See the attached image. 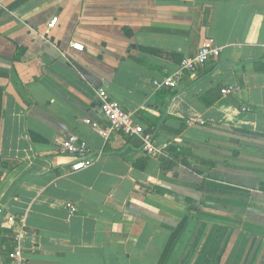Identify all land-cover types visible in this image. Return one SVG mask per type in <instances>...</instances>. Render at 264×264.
Here are the masks:
<instances>
[{"label":"crops","instance_id":"1","mask_svg":"<svg viewBox=\"0 0 264 264\" xmlns=\"http://www.w3.org/2000/svg\"><path fill=\"white\" fill-rule=\"evenodd\" d=\"M205 38L218 57L157 89ZM99 88L159 153L84 123L104 125ZM71 133L100 154L79 172ZM18 245L27 264H264V0H0V264Z\"/></svg>","mask_w":264,"mask_h":264},{"label":"built area","instance_id":"2","mask_svg":"<svg viewBox=\"0 0 264 264\" xmlns=\"http://www.w3.org/2000/svg\"><path fill=\"white\" fill-rule=\"evenodd\" d=\"M57 18H54L49 24L53 27ZM70 47L77 51H82L83 47L78 44H70ZM219 55V48L214 46L212 39L205 38L197 52L193 57L183 58L178 63V71L169 77L163 78L160 82H155L157 89L171 90L176 87L181 79L182 72L193 73L205 67L209 62L215 60ZM230 89H222L221 93L227 95ZM96 100L99 105V111L103 117L104 125L100 126L91 123L89 120H83L84 123L90 125L92 129L102 138L107 139L109 136L118 134L124 137H137L140 139L142 149L146 155H155L160 152V148L154 145L149 134L144 129L133 122L132 116L122 110L120 105L110 99L103 88L96 91ZM203 125L202 121L194 122V120H186V124ZM61 152L71 158L69 169L71 172L82 171L91 166L94 160L100 154H92L86 144L74 134H68L61 143ZM66 208L69 214H74L76 209L71 204H67ZM9 264H27L23 256V252L18 245L8 254Z\"/></svg>","mask_w":264,"mask_h":264},{"label":"trees","instance_id":"3","mask_svg":"<svg viewBox=\"0 0 264 264\" xmlns=\"http://www.w3.org/2000/svg\"><path fill=\"white\" fill-rule=\"evenodd\" d=\"M180 152L182 153V154H187L188 153V155L190 154L189 153V150H187V149H180ZM185 152V153H184ZM215 154H218L217 152L215 153ZM235 152H233L232 153V155L230 156L231 158H234L235 157ZM200 160V164H202V165H205L206 164V166H209V168H202L203 166L202 165H200L201 167H194V168H191V170L192 171H194L195 173H197V174H205L207 177H211V178H214L215 177V174H216V171H215V169L216 168H219V167H221L222 168V170L223 169H225V171H227L228 173L230 172V173H232V174H228V175H233L234 174V169L233 168H231V167H228L227 166V164L225 165H223V166H218V164L216 163V162H214V161H210V160H202V159H199ZM210 169H213L214 171H213V173L211 174V173H209V170ZM228 180V179H227Z\"/></svg>","mask_w":264,"mask_h":264}]
</instances>
